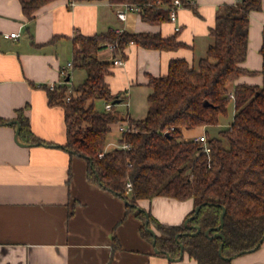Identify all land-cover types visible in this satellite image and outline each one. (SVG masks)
<instances>
[{
    "label": "trees",
    "instance_id": "16d2710c",
    "mask_svg": "<svg viewBox=\"0 0 264 264\" xmlns=\"http://www.w3.org/2000/svg\"><path fill=\"white\" fill-rule=\"evenodd\" d=\"M20 1L24 14L33 21L41 7L55 0ZM109 1L137 6L142 20L150 24L170 21L169 10L157 2L171 5L173 0ZM183 3L194 9L190 1ZM260 10L262 0H239L220 7L210 31L213 42L198 66L183 58L172 59L166 75L150 78L149 106L143 119H124L115 110L96 107L98 101L114 104L120 99L106 80L113 62L101 60L98 53L113 45L124 57L131 43L174 51L185 46L176 35L114 30L92 36L78 33L72 40L71 69L84 70V81L70 87L66 79L71 73L64 71L62 85L44 86L49 104L64 109V148L87 160L89 179L124 198L128 213L142 221L144 238L160 254L175 260L183 246L197 264H231L264 242V49L263 85L238 82L244 75L258 73L243 64L248 55L250 14ZM232 104L235 113L230 124L219 128ZM17 113L22 141L52 145L33 134L23 110ZM124 121L130 129L119 131V147L107 149L114 126ZM6 122L0 118V124ZM200 127L206 128V144L185 139V131ZM124 144L129 148H123ZM156 197L193 199L195 208L186 217L187 224L186 220L178 225L161 223L140 208V200Z\"/></svg>",
    "mask_w": 264,
    "mask_h": 264
},
{
    "label": "crops",
    "instance_id": "0c3cea01",
    "mask_svg": "<svg viewBox=\"0 0 264 264\" xmlns=\"http://www.w3.org/2000/svg\"><path fill=\"white\" fill-rule=\"evenodd\" d=\"M188 1L196 11L185 6L176 23L154 25L143 21L137 10L129 11L126 20L119 19L123 5L109 0H55L41 7L33 21L24 14L20 0H0V118L7 121L0 124V264H197L186 253L176 260L160 254L142 235L143 223L128 213L124 198L89 179L87 160L64 148V109L49 104L44 87L59 84L64 71H70L69 86H74L78 70H72L70 64L72 40L78 33L92 36L114 30L176 35L185 46L174 51L131 43L124 57L110 48L98 53L103 61L124 60L123 65H112L106 80L112 93L120 96L117 104L128 107L119 114L139 120L130 112L137 88L148 86L150 94V78L166 75L172 59L183 58L197 67L213 42L210 31L220 7L239 2ZM176 26L180 31L176 32ZM11 33L19 37H7ZM263 49L264 0L262 10L250 14L248 55L243 64L258 73L242 76L239 83L263 85ZM231 107L233 118L234 105ZM18 110L29 118L33 134L52 145L21 140ZM231 120L227 124L221 120L219 126L225 128ZM113 130L107 149L119 147L118 125ZM205 132L200 127L185 131L184 137L196 139ZM115 139L117 143H113ZM139 206L161 223L178 225L195 208V202L156 197L140 200ZM231 264H264V242Z\"/></svg>",
    "mask_w": 264,
    "mask_h": 264
},
{
    "label": "built area",
    "instance_id": "2783aa9c",
    "mask_svg": "<svg viewBox=\"0 0 264 264\" xmlns=\"http://www.w3.org/2000/svg\"><path fill=\"white\" fill-rule=\"evenodd\" d=\"M122 5H123V9L120 10V11H118V17L121 20H126L127 13L129 11H132V10L139 11V8L137 6H135V5L127 4V3H124ZM157 5L158 6H163V7L167 8L169 10V12H170V15H169L170 22H172V23H176L177 22L179 10L181 8L185 7V5L183 3V0H173V2H172L171 5H164L160 1H158L157 2ZM180 29H181L180 26H176V28H175L176 32L180 31ZM7 37H10V38H18L19 37V34L18 33H11V34H7ZM108 48H110L112 50H115V46H113V45H109ZM113 64L115 66L123 65L124 64V60L122 58H116V59H114ZM63 83H64V81L62 80L59 84L62 85ZM56 85L57 84H54L50 88L53 89ZM230 96L233 97V95H230ZM113 107H114V104L113 103L108 102V103L105 104V109L107 111H112L113 110ZM129 129L130 128H129V125H128V122L127 121H124L122 124L118 125V130L120 132H125V131H128ZM196 140L201 141L204 144H206V142H207V138H206V135L205 134L197 137ZM123 148H129V146L126 145V144H124L123 145ZM206 151L209 152V148H206ZM127 188H128V190H131V188H132L131 183H128L127 184Z\"/></svg>",
    "mask_w": 264,
    "mask_h": 264
},
{
    "label": "rangeland",
    "instance_id": "374dc122",
    "mask_svg": "<svg viewBox=\"0 0 264 264\" xmlns=\"http://www.w3.org/2000/svg\"><path fill=\"white\" fill-rule=\"evenodd\" d=\"M77 74L78 75L76 77V80L75 79L72 80V82H74L73 83L74 86L77 85L79 83V81H82L83 78H85V76H86L85 71L82 70V69H78V73ZM149 91L150 90H149L148 86L137 88V90L135 92V97L136 98L134 100V104L130 106V112L132 113V116L134 118L141 119V118H144L146 116L147 110H148V106H149L148 99H147ZM125 102L126 101H124V103ZM105 104L106 103L103 102V101H98L96 103V107L99 110H104L105 109ZM127 108L128 107L126 105L122 106L121 104H115V111H117V112L119 111L122 114L127 112ZM232 112H233V109L230 106L229 110H228V115L226 117H222V119H221L222 123L227 124L232 119ZM122 114H120V115H122ZM219 128H221V127L219 126ZM112 132H115V130H113ZM113 138H114V133L113 134L111 133L110 139H113ZM115 141L117 143L116 139L113 140V143H115Z\"/></svg>",
    "mask_w": 264,
    "mask_h": 264
},
{
    "label": "water",
    "instance_id": "95a60500",
    "mask_svg": "<svg viewBox=\"0 0 264 264\" xmlns=\"http://www.w3.org/2000/svg\"><path fill=\"white\" fill-rule=\"evenodd\" d=\"M66 80H67V82L70 81V76H68ZM118 101H119V100L115 101V102H114V105L117 104V103H119ZM205 104L208 105L207 102H205ZM16 123L19 125L18 122H16ZM19 131H20V125L18 126V133H19ZM200 208H201V206H198V207L196 208V213L200 210ZM224 214H225V210H224V212H223V214H222V224H221L220 226L223 225ZM187 222H188V220H186V224H187ZM149 230H150V232H151L153 235H156L154 229L150 228ZM181 248H182V249H181V256H180L179 259H182V258H183V255H184V249H183V246H182Z\"/></svg>",
    "mask_w": 264,
    "mask_h": 264
}]
</instances>
